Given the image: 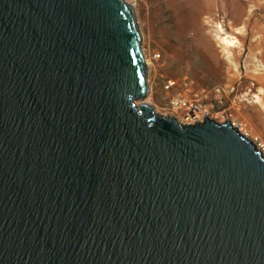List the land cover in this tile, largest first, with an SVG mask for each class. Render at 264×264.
Returning a JSON list of instances; mask_svg holds the SVG:
<instances>
[{
	"label": "water",
	"instance_id": "95a60500",
	"mask_svg": "<svg viewBox=\"0 0 264 264\" xmlns=\"http://www.w3.org/2000/svg\"><path fill=\"white\" fill-rule=\"evenodd\" d=\"M125 0H0V264H264V156L143 99Z\"/></svg>",
	"mask_w": 264,
	"mask_h": 264
},
{
	"label": "rangeland",
	"instance_id": "374dc122",
	"mask_svg": "<svg viewBox=\"0 0 264 264\" xmlns=\"http://www.w3.org/2000/svg\"><path fill=\"white\" fill-rule=\"evenodd\" d=\"M125 2L146 66L148 92L136 103L183 124L192 114L228 118L264 146V0Z\"/></svg>",
	"mask_w": 264,
	"mask_h": 264
},
{
	"label": "built area",
	"instance_id": "2783aa9c",
	"mask_svg": "<svg viewBox=\"0 0 264 264\" xmlns=\"http://www.w3.org/2000/svg\"><path fill=\"white\" fill-rule=\"evenodd\" d=\"M193 120H197V116L195 115V114H192V116H191V120L189 121V122H186V124H189V123H193ZM231 122V121H230ZM232 123V122H231ZM232 125L233 126H235L234 125V123H232ZM236 127V126H235ZM237 129H239L238 131H240V129H241V127H239V126H237L236 127ZM251 142H253V144H254V146L258 149V150H260V152L261 151H264V146L261 144V143H257L256 142V139L255 140H253V141H251ZM262 153V152H261Z\"/></svg>",
	"mask_w": 264,
	"mask_h": 264
},
{
	"label": "bare ground",
	"instance_id": "6f19581e",
	"mask_svg": "<svg viewBox=\"0 0 264 264\" xmlns=\"http://www.w3.org/2000/svg\"><path fill=\"white\" fill-rule=\"evenodd\" d=\"M216 91H217V89H216ZM263 156H264V154H263Z\"/></svg>",
	"mask_w": 264,
	"mask_h": 264
},
{
	"label": "crops",
	"instance_id": "0c3cea01",
	"mask_svg": "<svg viewBox=\"0 0 264 264\" xmlns=\"http://www.w3.org/2000/svg\"><path fill=\"white\" fill-rule=\"evenodd\" d=\"M263 80H264V78H263ZM263 83H264V81H263Z\"/></svg>",
	"mask_w": 264,
	"mask_h": 264
}]
</instances>
